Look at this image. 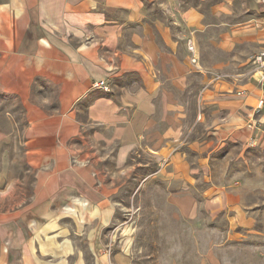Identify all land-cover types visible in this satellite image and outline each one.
Returning a JSON list of instances; mask_svg holds the SVG:
<instances>
[{
	"label": "crops",
	"instance_id": "obj_1",
	"mask_svg": "<svg viewBox=\"0 0 264 264\" xmlns=\"http://www.w3.org/2000/svg\"><path fill=\"white\" fill-rule=\"evenodd\" d=\"M200 17L180 0H0V97L23 107L34 172L28 202L0 215V264H128L117 181L142 147L180 158L168 176L190 175L171 149L189 99L208 130L191 141L202 158L264 157V83L232 72L254 31L196 28Z\"/></svg>",
	"mask_w": 264,
	"mask_h": 264
},
{
	"label": "rangeland",
	"instance_id": "obj_2",
	"mask_svg": "<svg viewBox=\"0 0 264 264\" xmlns=\"http://www.w3.org/2000/svg\"><path fill=\"white\" fill-rule=\"evenodd\" d=\"M192 6L201 15L196 28L254 31L234 46L232 72L255 77L253 57L264 47V1L180 0V9ZM219 71L218 77L223 74ZM106 84L97 89L91 82V88L108 92ZM189 100L184 119L179 115L183 130L171 149L184 158L190 175L168 176L175 167L180 171V158H148L142 147L117 181L115 223L121 226L128 264H264V157L256 149L235 164L238 158H202L206 148L192 147L191 141L206 137L208 130L196 121L200 108ZM24 125L21 103L0 97V215L16 213L32 191ZM88 159L72 160L87 165Z\"/></svg>",
	"mask_w": 264,
	"mask_h": 264
},
{
	"label": "built area",
	"instance_id": "obj_3",
	"mask_svg": "<svg viewBox=\"0 0 264 264\" xmlns=\"http://www.w3.org/2000/svg\"><path fill=\"white\" fill-rule=\"evenodd\" d=\"M264 1V0H263ZM187 48L190 54V59L192 62H196L194 45L188 41ZM253 62L255 64V78L259 83H264V47L260 48L253 57ZM92 87L100 89L107 88V84L104 80H93ZM263 104V100L260 99L256 105V109H259Z\"/></svg>",
	"mask_w": 264,
	"mask_h": 264
}]
</instances>
